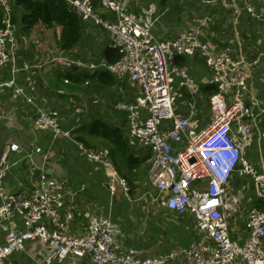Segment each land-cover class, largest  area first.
Returning a JSON list of instances; mask_svg holds the SVG:
<instances>
[{
	"label": "built area",
	"instance_id": "1",
	"mask_svg": "<svg viewBox=\"0 0 264 264\" xmlns=\"http://www.w3.org/2000/svg\"><path fill=\"white\" fill-rule=\"evenodd\" d=\"M98 1L113 13L112 18L96 12L93 0H65L80 19H91L110 33L111 47L119 58L113 63L103 60L89 64L59 58L70 72L98 68L118 79L127 77L138 86L139 93L133 102L116 105L125 112L124 137L131 148L148 152V183L169 209L193 217L198 238L187 248L150 257L141 256L133 246H122L117 240L119 229L109 218L66 207L65 183L48 174L46 154L42 155L31 191H8L4 178L20 163L10 157L17 148L11 144L10 151L0 154V264H7L14 253L24 251L29 244L38 245L37 252L44 255L47 264L83 258L92 264H264V210L251 206L243 233L234 234L235 216L244 195L229 191L234 174L249 177L256 197L264 200V173L258 172L247 157L255 135L262 136L258 126L260 113L248 86L258 59L232 56L229 47L216 50L201 40L198 29L158 39L154 35L153 15L134 17L126 0ZM247 10L254 13L250 5ZM12 14L11 1L0 0V68L10 66L11 74L0 82V88L7 87L12 100L23 99L35 108L33 125L48 132L51 141L73 140L88 161L106 170L111 180L109 187L114 190L118 173L109 150L86 147L74 138L76 124L63 126L57 108L39 107L34 97L17 83ZM196 54L210 69L209 84L216 87L208 99L210 118L201 127L193 124L198 86L187 67L174 62L177 57ZM177 77L178 85L189 95L184 103L187 113L177 109ZM64 82L68 79L64 78ZM33 155L30 150L26 157L33 162ZM119 183L127 191L124 179H119ZM77 217L86 223L81 235L68 230Z\"/></svg>",
	"mask_w": 264,
	"mask_h": 264
},
{
	"label": "crops",
	"instance_id": "2",
	"mask_svg": "<svg viewBox=\"0 0 264 264\" xmlns=\"http://www.w3.org/2000/svg\"><path fill=\"white\" fill-rule=\"evenodd\" d=\"M11 1V0H10ZM95 10L103 17L112 18L113 13L98 0H93ZM128 11L138 18L147 14L155 17L154 35L158 39L175 37L187 29H198L203 42L219 50L230 48L232 56L243 55L247 60L258 59L248 82L249 94L257 103L259 128L262 136L256 134L247 151L248 159L258 172L264 173V0H126ZM16 20L13 32L16 37L17 53L15 66L17 83L34 97L36 104L45 108H57L61 112L63 126L76 124L74 138L92 149L107 148L117 169L111 190L107 172L87 160L76 143L70 139L58 138L51 141L48 132L33 125L35 108L23 99L12 100L7 87L0 88V154L17 148L10 153L12 159H19V167L11 169L5 176L8 191H31L36 183L42 155H47L48 174L62 179L65 183V205L73 211H90L107 217L119 229L118 243L133 246L141 256L163 255L172 250L187 248L198 237L193 217L169 209L161 195L148 183L149 154L145 149L131 148L130 152L141 161H133L131 166L114 152L113 144L102 135L92 132V122L100 119L112 127H118L125 136V112L116 108L117 103H131L139 93V88L127 77L118 79L112 73L95 69L71 70L61 58L81 61L85 64L106 61L113 63L118 52L111 47L110 33L95 25L93 21L82 20L81 36L68 50L57 46L61 26L45 25L37 22L29 30L23 29V10L14 6ZM254 8V13L247 10ZM117 52V54H116ZM56 58L54 60H51ZM177 65L186 66L189 75L198 86L194 96L195 117L193 124L199 127L210 118L208 99L205 91L209 84L210 69L198 55L177 57ZM176 59V58H175ZM175 62V61H174ZM26 65L27 67H24ZM75 68H79L76 64ZM20 67H23L20 70ZM105 71L112 78L104 83L90 75ZM74 72V73H72ZM73 77H65L66 74ZM10 66L0 68V82L10 77ZM82 75H87L83 77ZM64 78L68 82H64ZM88 82V83H86ZM176 105L179 111L187 113L184 105L189 99L186 89L178 85ZM61 100V101H60ZM33 150V162L26 155ZM124 179L127 191L120 185ZM253 189L247 177L233 175L229 191L242 192L233 224V233L240 235L244 230V219L251 206L264 209V201L250 194ZM251 196V197H249ZM86 225L84 219L75 218L69 231L81 235ZM2 241V238H1ZM36 244H29L24 251L14 253L7 264H47L44 255L37 252ZM52 264H60L54 262ZM62 264H92L88 258Z\"/></svg>",
	"mask_w": 264,
	"mask_h": 264
},
{
	"label": "trees",
	"instance_id": "3",
	"mask_svg": "<svg viewBox=\"0 0 264 264\" xmlns=\"http://www.w3.org/2000/svg\"><path fill=\"white\" fill-rule=\"evenodd\" d=\"M14 6L20 7L23 10L21 23L25 30L33 28L39 21L47 26L52 24L61 26L57 42V46L61 50L72 48L81 36L80 18L76 12L69 8L65 0H14ZM177 60L178 58L175 59V63ZM82 76L87 77V75ZM91 76L104 83L112 82V78L105 71L94 73L90 75V77ZM65 77L73 76L68 73ZM205 91L210 94L214 93L216 87L212 84H208L205 87ZM91 130L110 141L113 144L114 152L121 156L124 159L125 164L128 166H131L133 161H141L140 158H135L132 155V152H130L131 149L120 128L112 127L106 122L96 119L92 122Z\"/></svg>",
	"mask_w": 264,
	"mask_h": 264
},
{
	"label": "rangeland",
	"instance_id": "4",
	"mask_svg": "<svg viewBox=\"0 0 264 264\" xmlns=\"http://www.w3.org/2000/svg\"><path fill=\"white\" fill-rule=\"evenodd\" d=\"M11 1H12V0H11ZM123 132H125V131H123ZM148 163H149V166H150V161H148ZM247 178H248V180L250 181V185H251V187H252V189H253L251 192L248 193V195L253 194V193L255 194V191H254V185H253V183L251 182V178H249V177H247ZM244 197L246 198L247 195L244 194ZM249 197H251V196H249ZM262 200H263V199H262ZM263 201H264V200H263ZM263 210H264V209H263ZM75 262H76V261H75Z\"/></svg>",
	"mask_w": 264,
	"mask_h": 264
},
{
	"label": "water",
	"instance_id": "5",
	"mask_svg": "<svg viewBox=\"0 0 264 264\" xmlns=\"http://www.w3.org/2000/svg\"><path fill=\"white\" fill-rule=\"evenodd\" d=\"M15 20H16V17H15V15L12 14V17H11V24L12 25L14 24ZM88 20L92 21L91 19H88Z\"/></svg>",
	"mask_w": 264,
	"mask_h": 264
}]
</instances>
